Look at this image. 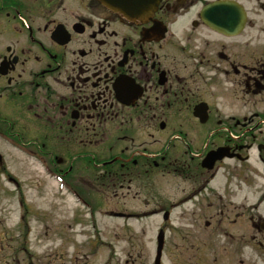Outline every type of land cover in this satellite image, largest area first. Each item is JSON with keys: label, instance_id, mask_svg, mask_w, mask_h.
Segmentation results:
<instances>
[{"label": "flooded vegetation", "instance_id": "af4514ba", "mask_svg": "<svg viewBox=\"0 0 264 264\" xmlns=\"http://www.w3.org/2000/svg\"><path fill=\"white\" fill-rule=\"evenodd\" d=\"M214 1L161 0L132 22L99 0H0L1 137L65 179L89 183V169L99 196L125 205L110 212L144 199L174 235L204 221L198 240L169 247L189 264L213 241L264 256V0H236L246 21L228 32L204 19Z\"/></svg>", "mask_w": 264, "mask_h": 264}, {"label": "rangeland", "instance_id": "374dc122", "mask_svg": "<svg viewBox=\"0 0 264 264\" xmlns=\"http://www.w3.org/2000/svg\"><path fill=\"white\" fill-rule=\"evenodd\" d=\"M223 110L229 113L230 105L226 103ZM0 152L4 156V163L0 165V221L8 223L5 225L7 228L16 227L22 218L19 227L30 232L28 242L23 233L24 237L20 235L19 240L12 238V241L6 242L1 241L2 235H0V264H8L7 258L17 249L21 251L19 256L21 255L22 261L26 264L153 263L156 253L155 237L161 225L163 213L152 216L136 214L135 217L110 215L107 209L125 205L120 199L114 197L102 199L96 196L95 194L99 191L91 184V181H97L89 176L88 173L91 171L86 170L81 175L83 178L88 177L89 183L82 182L83 179H79L80 176L69 180L83 199L94 206L93 212V209L86 208L80 202L82 198L74 197L71 193L67 194L65 187L51 178L52 176L45 170L38 157L26 154L18 147L1 141ZM220 176L223 177V175ZM159 186L160 200L163 201L162 198H167L166 179H159ZM62 189L64 190L61 191ZM238 196L239 201L244 197L241 193ZM142 201L145 202L144 199ZM142 201L136 198L128 204L129 206L134 204L133 211H141L139 207L144 206ZM186 219L189 222V218L186 217ZM177 220L181 224L186 223L185 219ZM201 226L205 227L204 221L201 224L189 225L190 233L183 227L180 229L184 232L180 231V234L174 235L170 234V231L167 232L168 248L176 242L182 243L184 240L182 236L186 233L190 236L185 241L186 244L191 243V238L198 240ZM14 231L16 234L19 233L16 228ZM15 233L11 232L12 235ZM209 244L210 246L207 244L203 253L210 255L209 258L214 259V261L211 260L214 263H217L215 261L217 255L220 259L219 263L222 262V264H251L250 259H255L250 258L249 245L244 248L238 246L232 254L221 256L216 241ZM23 249L26 252H22ZM194 250L198 255L199 247ZM168 251L169 249L164 254V264H170ZM127 258L130 259L128 263ZM133 259L135 262H132ZM22 261L19 260V264H24Z\"/></svg>", "mask_w": 264, "mask_h": 264}, {"label": "water", "instance_id": "95a60500", "mask_svg": "<svg viewBox=\"0 0 264 264\" xmlns=\"http://www.w3.org/2000/svg\"><path fill=\"white\" fill-rule=\"evenodd\" d=\"M144 0H127L126 4H124L123 6H128L131 3V8L133 11L136 10V8L143 2ZM124 2V0H116L115 3L117 5H122ZM217 4V3H216ZM212 5L211 8L208 9V12L212 14H210L211 16V20L212 21H217L218 17L223 20V23L227 22L225 20V14L227 15V11H219V9H222L225 7L224 5ZM220 4V3H219ZM216 5V6H215ZM230 8V10L232 11L231 13V17L228 16L231 20V22L236 25V26H240L242 24V19H243V12L242 9L240 7H236L235 5H228L226 7V9ZM234 20L236 22H234ZM216 23V22H215ZM215 23H212V25L215 26ZM225 25V24H223ZM198 109V108H197ZM163 244H164V232L161 231L160 234L158 235V256L160 257L162 248H163Z\"/></svg>", "mask_w": 264, "mask_h": 264}]
</instances>
